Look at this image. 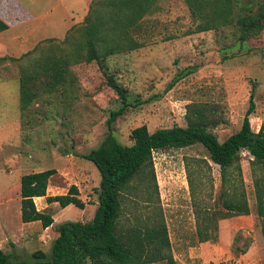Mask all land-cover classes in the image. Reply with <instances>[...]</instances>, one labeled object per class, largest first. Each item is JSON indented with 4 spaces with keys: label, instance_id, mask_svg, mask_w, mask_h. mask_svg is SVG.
I'll return each mask as SVG.
<instances>
[{
    "label": "rangeland",
    "instance_id": "obj_1",
    "mask_svg": "<svg viewBox=\"0 0 264 264\" xmlns=\"http://www.w3.org/2000/svg\"><path fill=\"white\" fill-rule=\"evenodd\" d=\"M74 1L0 0V17L10 28L0 34V43L6 48L0 56L20 57L0 61V106L7 108L1 124H7L15 117L8 114L11 116L14 108H20L19 78L23 68L49 51L62 61L64 55L77 52V46L83 43L82 36L67 31L69 15L76 18L84 9L80 0ZM231 12V22L197 31L203 20L192 15L184 0H158L132 32L142 42L141 47L100 62L62 63L59 67L64 80L55 90H48L44 84L52 78L51 73L31 81L29 87L34 99L26 109H20V125L0 126V170L3 171H0V187L7 181L6 173L16 169L13 165L19 160L32 168L45 162L46 168H67L73 164L74 169L66 175L77 181L79 197L87 206L82 215L93 217L100 174L89 160L68 154L85 153L98 145L107 132L110 111L122 106L116 92L106 84L104 74L114 76L126 89L128 105L113 122V134L122 144L130 145V131L142 124L149 131L174 124L185 126L186 107L191 102H206L210 108H216L214 117L219 122L211 130L222 141L239 130L251 92L255 110L249 121L251 129L257 132L264 122V27L258 33L245 32L236 23V17L261 13L264 21V0H232ZM74 21L78 27L82 19ZM49 36L55 40L42 39ZM34 47L33 53L25 54ZM186 67L195 70L166 90L167 84ZM153 162L158 203L176 263L207 264L202 251L205 256L213 253L214 264H264V218L257 209V189L264 188V167L252 163L247 151H240L243 186L250 209L246 215L227 212L223 207L222 201L233 197L234 186L222 188L218 165L209 159L200 144L155 151ZM51 179L62 184L57 175ZM136 184L139 181L133 183ZM151 185L149 189L153 190ZM152 196L153 199L157 196L154 190ZM10 197H17L15 190L10 192L3 187L0 224L7 237L0 238L2 249L15 251L22 258L37 249L48 253L57 226L43 233L20 226L16 214L8 210L5 200ZM143 197V192L135 188L122 201L120 223L125 227L145 216ZM196 209L202 224L214 235L201 249ZM3 230L0 227V233ZM220 233L226 244L232 240L229 251L209 245L220 240Z\"/></svg>",
    "mask_w": 264,
    "mask_h": 264
},
{
    "label": "trees",
    "instance_id": "obj_2",
    "mask_svg": "<svg viewBox=\"0 0 264 264\" xmlns=\"http://www.w3.org/2000/svg\"><path fill=\"white\" fill-rule=\"evenodd\" d=\"M158 0H91L81 24L69 28L71 34L83 37L77 52L56 57L52 51L34 59L29 67L20 73L19 87L21 110L26 109L34 96L30 93V82L45 74L52 78L46 81L45 88L55 90L63 83L64 75L59 67L62 63H89L93 60L129 52L141 47L142 42L133 35L140 20L150 12ZM193 16L203 20L197 31H206L231 22L232 0H184ZM262 14H247L236 17V23L243 31L260 32L264 27ZM8 23L0 17V32L8 28ZM73 27V28H72ZM70 34V35H71ZM74 37L71 35V38ZM55 38H46L52 41ZM84 44V46H82ZM51 48V47H50ZM85 48V51H83ZM36 50L27 51L31 54ZM19 60L20 57L0 56L1 60ZM194 67H186L167 84L169 90L177 79L194 72ZM106 84L116 92L122 106L112 110L106 119L107 132L98 145L85 153L75 156L89 160L100 174L97 193V207L93 217L86 222L65 220L56 227L58 235L52 240L49 252L41 249L22 258L15 251L6 252L0 248V264H150L166 262L176 264L171 252V242L167 224L159 202L155 180L153 152L163 148H182L200 144L208 153L209 159L218 165L222 188L233 184V197L222 201L227 212L236 215L249 214L250 209L243 186L240 151L245 149L252 157V163L264 167V122L257 132L250 126L249 115L255 110L253 92L242 124L236 132L220 141L211 130L219 121L214 117L216 108L206 102H191L186 107L185 126L174 124L149 131L145 124L134 127L129 138L130 145L120 143L113 134V122L125 110L126 89L119 85L114 76L104 74ZM203 160V159H202ZM201 162V161H199ZM207 166L209 164L204 161ZM189 161H186L188 166ZM56 173L54 168L23 174L20 178V218L22 222L39 220L45 228L53 223L50 213L36 209L33 198L45 196L48 180ZM139 184L133 185L135 181ZM152 184V185H151ZM188 184H191L190 178ZM156 193L153 199V190ZM143 192L145 216L142 220L125 227L120 223L122 201L132 189ZM228 193L229 191L226 190ZM264 188L257 189V209L264 218ZM47 202H58L61 207L73 204L83 208L85 202L79 197V189L71 184L65 194L47 196ZM221 218H225L224 215ZM196 232L200 242L213 239L201 221L198 209L195 211ZM11 246L14 247L13 243ZM207 264H213L209 262Z\"/></svg>",
    "mask_w": 264,
    "mask_h": 264
},
{
    "label": "crops",
    "instance_id": "obj_3",
    "mask_svg": "<svg viewBox=\"0 0 264 264\" xmlns=\"http://www.w3.org/2000/svg\"><path fill=\"white\" fill-rule=\"evenodd\" d=\"M76 1H74L73 3H75ZM80 2H82L83 5H84L83 13H81V15H79L76 18L71 17V14L69 13L70 14L69 16L71 18V22L67 25V30L71 26H73V24L74 25L76 24V22L74 20H79V19L83 20L84 16L87 13V9H88V6H89V3L91 2V0H80ZM9 29L10 28L8 27L6 30H9ZM6 30H4V31H6ZM0 34H2V33L0 32ZM46 38H55V37L49 36V37H45V38H42V39H46ZM5 43L7 44V40H6ZM5 49L6 48L2 47V45L0 43V53H3V50H5ZM15 109H17V110H15ZM5 111H7V108L4 105H1L0 106V118H1L0 120H4L5 119V116L3 115L5 113ZM19 111H20L19 107L14 108V113H12L11 116L8 114V117L11 118L13 115H15V117L12 118L10 121H8L7 124H1L0 123V126H14V127L19 126L20 125V120H21ZM68 155H70L71 157L75 156V155H73V153H69ZM68 160H70L69 162H72V163L74 162L71 159H68ZM45 163H42L41 166H39V167H35L34 166L32 168L27 163H25V161L19 160L18 162L14 163L15 166L13 165V167L16 168V169L12 170L10 173H6L7 175H6V177H4V178H6L7 181H6V183L4 184L3 187L8 189L10 192L12 190H15V193H16V196H17L15 199L10 197V198H7V200H5V201L7 202V206L9 207L8 210H12L16 214L17 219L20 220V222H21L20 226H23L26 229L27 228H34L36 233L37 232L38 233L39 232L43 233V232H46L47 230L51 229L53 226H57L59 223L65 221V220H75V221L86 222L84 220L88 219V221H89L91 219V215H88L87 216L88 218H84V216L82 215L83 211H84L83 214L85 213V210L87 208L86 205H84L83 208H79L80 210H76L75 209L76 206L73 205V204H68L65 207H61L58 202H47V200H46L47 196L65 194L67 192V190H68V187L71 184H74V185L77 186V181L74 180L73 178H71L70 176L66 175V172H68L70 169H74L73 168V166H74L73 164H72V167L65 166L67 168H58V167L51 166L52 168H54L56 170V173L53 174L48 180L46 195L45 196H36V197L33 198V201H34V204H35L37 210L45 211V212H48V209L52 210V213H50V212H48V213L51 214V216L53 218V223L50 226L44 228L41 225V222L39 220L30 221V222H22L21 221V218H20V200H19V198H21L20 197V193H19L20 192V178H21V176L23 174H26V173H29V172H36V171L49 169V168H46L47 166H43V165H45ZM24 167H26V168H24ZM29 168H30V170H29ZM0 171H2V170H0ZM93 171H94L93 173H96L94 169H93ZM54 175H57V177L62 181V184H57L54 181H52L51 178ZM3 187L2 188L0 187V194H1L2 190H3ZM95 203L96 204H94V205H97V202H95ZM79 215H82L81 218H78ZM77 219H79V220H77ZM0 227L3 230V227H2L1 224H0ZM57 235H58V232L55 230L53 239ZM26 236H28V233H26ZM5 237H7V235L4 233V230H3V232L0 233V238H5ZM219 239L220 240H218L217 242H212L209 245L212 248H218V249L222 248L224 251H229L231 249L232 240L227 241V244L225 242H223L222 233H220ZM205 245H207L206 241L205 242H199L200 249L203 246H205ZM0 248H2L1 245H0ZM200 253H201V256L205 257V260H206L205 263H208V262H212L213 263V262H215L214 260H212V258L214 257L212 252L210 254L207 253L206 256H205V254L202 253V251ZM150 264H154V263H150ZM176 264H181V263H176Z\"/></svg>",
    "mask_w": 264,
    "mask_h": 264
},
{
    "label": "built area",
    "instance_id": "obj_4",
    "mask_svg": "<svg viewBox=\"0 0 264 264\" xmlns=\"http://www.w3.org/2000/svg\"><path fill=\"white\" fill-rule=\"evenodd\" d=\"M242 151H247V150H245V149H242ZM248 152V151H247Z\"/></svg>",
    "mask_w": 264,
    "mask_h": 264
}]
</instances>
